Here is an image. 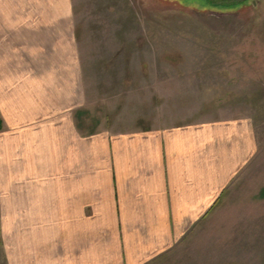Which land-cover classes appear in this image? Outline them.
<instances>
[{
    "label": "crops",
    "instance_id": "crops-1",
    "mask_svg": "<svg viewBox=\"0 0 264 264\" xmlns=\"http://www.w3.org/2000/svg\"><path fill=\"white\" fill-rule=\"evenodd\" d=\"M75 1L0 0V264H151L254 160L255 128L97 124Z\"/></svg>",
    "mask_w": 264,
    "mask_h": 264
},
{
    "label": "rangeland",
    "instance_id": "rangeland-1",
    "mask_svg": "<svg viewBox=\"0 0 264 264\" xmlns=\"http://www.w3.org/2000/svg\"><path fill=\"white\" fill-rule=\"evenodd\" d=\"M211 2L73 4L97 124L150 129L247 117L255 128L254 160L207 219L151 264H264V0Z\"/></svg>",
    "mask_w": 264,
    "mask_h": 264
},
{
    "label": "flooded vegetation",
    "instance_id": "flooded-vegetation-1",
    "mask_svg": "<svg viewBox=\"0 0 264 264\" xmlns=\"http://www.w3.org/2000/svg\"><path fill=\"white\" fill-rule=\"evenodd\" d=\"M210 1H212L211 3H216L215 1H217V0H210ZM218 1H220L221 3H225L227 1H232L234 3H238L240 0H218ZM253 4L255 5V2H253Z\"/></svg>",
    "mask_w": 264,
    "mask_h": 264
},
{
    "label": "trees",
    "instance_id": "trees-1",
    "mask_svg": "<svg viewBox=\"0 0 264 264\" xmlns=\"http://www.w3.org/2000/svg\"><path fill=\"white\" fill-rule=\"evenodd\" d=\"M1 125H2V124H1V119H0V129H1Z\"/></svg>",
    "mask_w": 264,
    "mask_h": 264
}]
</instances>
